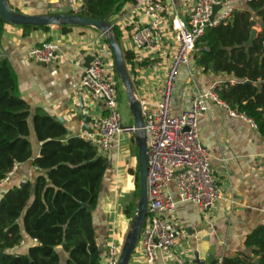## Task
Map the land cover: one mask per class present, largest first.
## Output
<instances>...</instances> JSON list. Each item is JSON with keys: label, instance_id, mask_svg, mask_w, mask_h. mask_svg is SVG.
<instances>
[{"label": "crops", "instance_id": "1", "mask_svg": "<svg viewBox=\"0 0 264 264\" xmlns=\"http://www.w3.org/2000/svg\"><path fill=\"white\" fill-rule=\"evenodd\" d=\"M245 2L246 0H232L230 4L234 8H242ZM8 3L12 8L29 15L50 12L49 8L53 5V8L59 11L68 6H72L75 11L85 8L80 0H8ZM192 3L193 0H177L181 15H187ZM143 17L135 2H128L110 20L119 18L126 21ZM70 26L72 27L68 31L60 25H52L48 30L34 29L25 35L22 26L7 23L2 36L0 57L8 58L16 69L20 93L30 104L32 116L39 108L44 109L55 118H62L71 136L79 135L88 139L96 131L93 122L90 123L94 129L92 135L82 130L83 111L92 117H99L105 113V106L83 89L81 81L86 57L92 53L97 44L95 41L99 42L104 38L101 37V31L95 27ZM120 30L124 39L123 50L134 53L133 62L126 64L134 81L135 93L138 97H145L154 103L159 99L158 89L164 83L174 49L173 32L166 25L160 46L152 52L145 51L135 56L129 36L123 31L124 28ZM48 39L60 46L58 56L53 62L42 64L28 57L27 51L31 47ZM222 78H225V81H234L227 74L205 72L195 64L193 58L189 65L182 68L175 83V87L178 86L182 91L179 100L172 101L173 113L179 115L189 106L196 86L205 89L213 81ZM80 97H83L85 103L84 110L80 106ZM198 127L200 139L211 154V167L224 196L206 218L197 204L180 201L177 184L175 181L171 182L170 190L177 201V215L187 231V236L178 255L166 259L160 253L158 264H200L205 261L213 246L215 259L236 256L240 252H251V249L245 246V239L257 226L264 224V135L249 120L231 115L224 105L214 100L208 101V111L199 117ZM129 135L121 134L114 148L106 153L113 160V173L105 188L96 218L100 243L114 227L117 239L123 240L128 234L129 214L122 211L117 204V197L122 195L117 178L122 175L123 169L136 170V156L126 158L128 160L125 164L121 163L122 154L128 152L126 141L130 139ZM30 139L33 157H36L40 153L41 143L33 128ZM37 174L33 159H30L17 164L10 180L2 182L0 187L18 185L25 179L34 180ZM113 190L115 200L110 198ZM111 204L115 208L111 209ZM20 223L22 225V220ZM31 243L25 233L22 244L15 250L18 253H26ZM197 252L200 263L195 255ZM131 261L140 264L145 259L143 256H136Z\"/></svg>", "mask_w": 264, "mask_h": 264}, {"label": "trees", "instance_id": "2", "mask_svg": "<svg viewBox=\"0 0 264 264\" xmlns=\"http://www.w3.org/2000/svg\"><path fill=\"white\" fill-rule=\"evenodd\" d=\"M128 2L135 0H83L84 9L65 12L110 22ZM7 23L0 15V49ZM19 26L25 35L50 27ZM62 27L68 31L72 26ZM255 27L260 30L250 41ZM113 30L121 44V30L117 26ZM124 56L126 63L133 62L132 51H124ZM193 58L205 72L234 79L224 82L219 97L251 118L264 135V0H246L244 7L233 9L227 22L208 27ZM32 128L41 143L36 157ZM133 140L136 143L135 135ZM30 159L38 171L34 180L0 187V264H100L104 255L97 246L96 218L113 160L91 140L71 136L66 124L46 110L39 108L32 116L20 93L16 69L8 58L0 57V184L17 164ZM139 171L137 157V168L130 172L140 196ZM134 197L124 210L129 215L136 212ZM25 233L32 243L28 252L18 253L15 249ZM245 246L251 252L225 256L221 264H264V224L247 235Z\"/></svg>", "mask_w": 264, "mask_h": 264}, {"label": "built area", "instance_id": "3", "mask_svg": "<svg viewBox=\"0 0 264 264\" xmlns=\"http://www.w3.org/2000/svg\"><path fill=\"white\" fill-rule=\"evenodd\" d=\"M217 5L221 8L213 17ZM135 6L143 13V18L110 20L112 27L124 28L135 56L157 49L166 25L175 39L164 83L158 89L159 99L151 103L147 98L136 95L147 141L148 206L147 219L131 259L143 256L147 263L158 264L160 253L166 259L178 255L187 236L177 215V201L170 190L171 182L177 184L180 201L197 204L206 218L224 196L211 167V154L199 135L198 119L208 111V101L221 103L231 115L257 125L246 114L221 100L218 91L225 82L221 80L213 81L205 89L197 88L193 82L196 88L189 106L179 115L172 111L174 87L182 68L192 61L206 29L230 19L233 5L223 0H193L186 16L181 15L177 0H135ZM101 37L105 40L95 41L97 44L91 53L94 58L84 68L81 85L94 100L104 103L105 113L92 117L96 132L88 139L106 154L114 148L121 134L136 135L138 128L135 124L123 123L118 105L113 52L103 33ZM59 49L57 42L45 41L31 47L27 55L36 62L51 63L57 58ZM15 170L16 166L2 182L9 181ZM27 181L22 180L17 186ZM124 241L116 238L114 227L103 242H97L105 256L100 264H119ZM221 262L222 259H215L213 263L204 264Z\"/></svg>", "mask_w": 264, "mask_h": 264}, {"label": "water", "instance_id": "4", "mask_svg": "<svg viewBox=\"0 0 264 264\" xmlns=\"http://www.w3.org/2000/svg\"><path fill=\"white\" fill-rule=\"evenodd\" d=\"M220 8H221L220 5H217L214 8L213 17ZM61 10L62 11L59 13L49 12L39 15H29L12 8L9 5L8 0H0V15L8 23L17 24V25L31 24L36 26H45V25L92 26L100 30L101 33H103L109 46L112 49L114 61H115V69L117 71V74L121 78L122 83L126 87L129 105L135 118V125L138 128L135 138H136V144L139 148L140 199L137 204L132 227L128 231V234L125 238L124 245L122 248L121 258L119 261V264H129L132 253L140 240L142 228L145 225L147 219V206H148L147 141H146V134L143 129L144 119L141 113L140 102L136 96L133 81L128 72L123 47L119 43L110 22L104 19H95V18L83 16L78 13L65 12L66 10H73L72 6L63 7ZM256 35H257L256 30L253 29L251 33L250 41L253 38H255ZM93 58L94 56L92 54H89L85 59L86 65H89L90 62L93 60ZM80 106L83 110L85 109V103L83 97H80ZM83 118H84V123L82 130L89 134H93L94 129L90 125V123L92 122V116L87 112L84 113L83 111ZM60 120L64 122L62 118H60ZM195 255L198 263H200L199 253L197 252ZM214 260H215V247L213 246L208 251L205 261L201 262L200 264H204L205 262L213 263ZM256 261L259 262V259H257Z\"/></svg>", "mask_w": 264, "mask_h": 264}, {"label": "rangeland", "instance_id": "5", "mask_svg": "<svg viewBox=\"0 0 264 264\" xmlns=\"http://www.w3.org/2000/svg\"><path fill=\"white\" fill-rule=\"evenodd\" d=\"M178 1H181V0H178ZM53 7H54V5L52 6V8H49L50 12H52V13L61 12V11H59V10L53 8ZM254 29L256 30V34L260 30L257 27H255ZM123 41H124V39L122 38L121 39V44H123ZM115 74H116V86L118 88V105H119V110H120L121 115H122L123 123L125 125H133V124H135V118H134L133 112H132V110L130 108V105H129L126 87L122 83V80L119 77V75L117 74V71L115 72ZM130 77L132 79V75H130ZM224 79L225 78H222L221 81H225ZM133 85H134V83H133ZM181 91H182L181 88H179L178 86L175 87V90H174V93H173V100H176V101L179 100ZM133 137H134V135L130 134L129 135L130 139H128L126 141L128 152L122 154V156H121V163L122 164H125L126 161L128 159H130L132 156H136V157L139 158V148H138L137 144L134 142ZM126 158H128V159H126ZM135 168H137V166H135ZM117 179H118V183L120 185V191L122 193V195L120 197H117V204H118L119 208L122 211H124L125 208L128 206V204L130 203V201L132 200V197L134 195H135L134 198L136 199V203L137 204L139 202L140 196L138 195V191L136 189L135 176H133V174L129 170L123 169L122 170V175H120ZM139 183H140V181H139ZM1 192H3L2 188H0V194H1ZM110 198H111V200H115L116 199L114 190H113L112 195H111ZM111 205H112L111 209L113 207L115 208V206L113 204H111ZM135 213L136 212H134L133 214H130L127 217L129 219V230L132 227V223L134 221ZM129 264H135V263H133V261H131V262H129ZM140 264H149V263L144 261V262H142Z\"/></svg>", "mask_w": 264, "mask_h": 264}]
</instances>
